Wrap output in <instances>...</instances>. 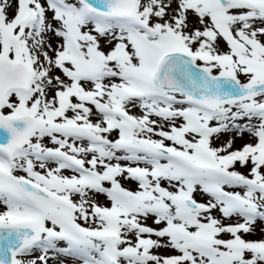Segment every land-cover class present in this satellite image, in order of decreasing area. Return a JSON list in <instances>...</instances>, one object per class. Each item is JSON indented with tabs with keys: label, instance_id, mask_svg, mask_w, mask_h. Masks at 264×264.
I'll return each instance as SVG.
<instances>
[{
	"label": "snow or ice",
	"instance_id": "snow-or-ice-1",
	"mask_svg": "<svg viewBox=\"0 0 264 264\" xmlns=\"http://www.w3.org/2000/svg\"><path fill=\"white\" fill-rule=\"evenodd\" d=\"M0 264H264V0H0Z\"/></svg>",
	"mask_w": 264,
	"mask_h": 264
},
{
	"label": "rangeland",
	"instance_id": "rangeland-1",
	"mask_svg": "<svg viewBox=\"0 0 264 264\" xmlns=\"http://www.w3.org/2000/svg\"><path fill=\"white\" fill-rule=\"evenodd\" d=\"M240 143V141H237V144H239Z\"/></svg>",
	"mask_w": 264,
	"mask_h": 264
}]
</instances>
